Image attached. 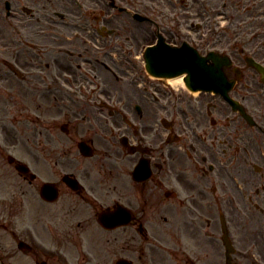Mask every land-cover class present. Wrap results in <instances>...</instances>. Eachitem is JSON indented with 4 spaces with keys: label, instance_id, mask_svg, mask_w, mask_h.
I'll return each instance as SVG.
<instances>
[{
    "label": "flooded vegetation",
    "instance_id": "1",
    "mask_svg": "<svg viewBox=\"0 0 264 264\" xmlns=\"http://www.w3.org/2000/svg\"><path fill=\"white\" fill-rule=\"evenodd\" d=\"M105 1L100 15H59L39 0L0 4L13 41L27 46L7 42L3 58L24 71L14 74L41 104L44 136L41 149L30 144V156L9 161L31 176L19 165L39 151L62 171L61 184L45 180L58 195L41 198L26 237L51 243L46 232L55 229L58 243L74 244L73 254L57 248L67 264H264V79L251 65L264 66V0ZM69 28L77 38L65 44ZM163 41L194 47L230 79L252 68L260 80L197 91L186 81H144L149 47L161 59ZM5 87L3 103L26 101ZM46 203L60 208L46 214ZM113 230L124 231L123 243H113Z\"/></svg>",
    "mask_w": 264,
    "mask_h": 264
},
{
    "label": "rangeland",
    "instance_id": "2",
    "mask_svg": "<svg viewBox=\"0 0 264 264\" xmlns=\"http://www.w3.org/2000/svg\"><path fill=\"white\" fill-rule=\"evenodd\" d=\"M133 2L137 3L138 0H133ZM39 3L46 4L44 7L47 9H58L65 12L67 10L77 14L85 12L100 14L107 4L105 0H97L96 2L84 0L85 5L82 8L76 6L73 0H39ZM0 4L2 5V0H0ZM126 4L128 3H123L124 6H126ZM135 6L137 5H134V7L128 5V8H132L131 11H134V9L136 11L137 9ZM111 12L125 13L114 8H112ZM125 20L126 23H130L129 29L134 27V24L132 23L134 21L132 19L125 18ZM37 21L38 25H36ZM37 21L35 18L32 19V29L37 28V26L40 25V27H42L44 17L40 16ZM104 23L108 24L110 22ZM27 29H29V27ZM73 29L74 28H69L68 30L65 29L68 34L65 44L73 42V39H75L74 37L76 36H74ZM135 29L138 30L137 28ZM135 32L140 35L139 31ZM0 33H4V36H0L1 39H4L3 41L0 40V264H37V261L42 260H47V264H67L60 256V254L64 252L61 250L59 254L57 248L60 246L64 247L73 254L75 252L74 244L58 243L55 229L52 228L46 232V242L49 241L51 243H39V245L42 244L43 246H46L47 250L55 252H52V254H49L48 252L51 258L45 256V253H42L44 250L39 249L33 239L26 237V235H28L26 227L31 226L33 228V226H35L37 215L43 208L39 197V189L42 182L54 179L58 184H61L62 171H60L53 163L44 161L41 157V152L39 151L33 152L34 154L36 153L38 157L36 160L32 157L34 163L29 164L31 170L37 173L36 179L30 178L28 173H19L9 161V155H16L18 157L24 155L30 156L28 152V145L30 144L41 149L44 136L40 133V129L42 128L40 126L41 116L36 113V110L38 109V112L42 113V107L41 104L30 101L33 97L32 93L27 89L28 84L27 86H24V83H22L23 80L15 75L4 61L3 57L10 49L7 47V42L11 41V50L16 51L22 50L23 52H26L27 46L19 39L13 41V37L18 38L19 36L5 20L1 8ZM54 38L57 40L58 35H54ZM108 74H105L103 80L109 79L111 81L112 79H115L113 76L106 78ZM254 79L260 80L258 73L251 68L244 71V77L240 81H253ZM127 80H129V78H127L126 81ZM144 81L162 80L148 79L145 77ZM5 84H12L16 89V95L24 98L26 101L14 105L3 103L1 99L9 93V89L5 87ZM28 107H31L33 112ZM12 144H14V146H10ZM51 176H54V178ZM59 208L60 205L46 203V214L50 215V213L59 210ZM38 232L42 234L44 233V229L38 227ZM130 234L138 235L134 232H131ZM123 236L124 231L113 230L111 232L113 243H123ZM20 239H25L32 243V245H34L33 249L29 251L19 249L18 241ZM52 239H54L56 243L53 242ZM36 241L40 240L36 239ZM139 243H146V241L142 239ZM167 264L169 263L167 262Z\"/></svg>",
    "mask_w": 264,
    "mask_h": 264
},
{
    "label": "water",
    "instance_id": "3",
    "mask_svg": "<svg viewBox=\"0 0 264 264\" xmlns=\"http://www.w3.org/2000/svg\"><path fill=\"white\" fill-rule=\"evenodd\" d=\"M172 53H173V50H172ZM175 54V53H174ZM171 57V55H170ZM155 61H150L149 64H148V70L149 72H151L152 74H165L166 76H169V75H176V74H179L183 71H187L189 73V76L186 78L187 81H194L195 78H197V75H198V71L200 70L198 68V66L196 65V67H192L190 65L188 66H185V65H182L184 64L183 62L180 61V63H178L177 65H179V67H175L172 65V63L168 62V65L170 67H167L168 65H166V67H162L161 69L159 67H156L155 64L153 63ZM172 62V61H171ZM197 62H200V57H198V61ZM156 63V62H155ZM170 63V64H169ZM210 72L212 70H209ZM201 72V71H200ZM223 75V72L221 71V76ZM199 81V80H198ZM48 184H46V186H44V190L48 189L49 185L47 186ZM44 192V191H42Z\"/></svg>",
    "mask_w": 264,
    "mask_h": 264
},
{
    "label": "bare ground",
    "instance_id": "4",
    "mask_svg": "<svg viewBox=\"0 0 264 264\" xmlns=\"http://www.w3.org/2000/svg\"><path fill=\"white\" fill-rule=\"evenodd\" d=\"M165 81L178 85V84H181L183 80H182V77H173V78H167L165 79Z\"/></svg>",
    "mask_w": 264,
    "mask_h": 264
}]
</instances>
